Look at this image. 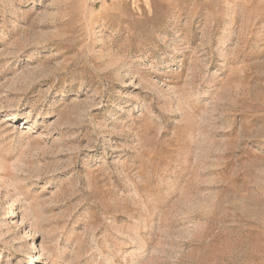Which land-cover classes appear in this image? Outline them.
I'll list each match as a JSON object with an SVG mask.
<instances>
[{
	"label": "rangeland",
	"instance_id": "obj_1",
	"mask_svg": "<svg viewBox=\"0 0 264 264\" xmlns=\"http://www.w3.org/2000/svg\"><path fill=\"white\" fill-rule=\"evenodd\" d=\"M0 264H264V0H0Z\"/></svg>",
	"mask_w": 264,
	"mask_h": 264
}]
</instances>
